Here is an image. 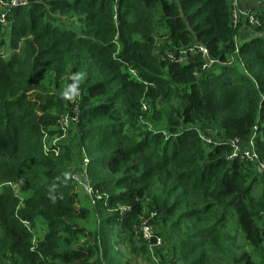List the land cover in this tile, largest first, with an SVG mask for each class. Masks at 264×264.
Masks as SVG:
<instances>
[{"label":"trees","instance_id":"1","mask_svg":"<svg viewBox=\"0 0 264 264\" xmlns=\"http://www.w3.org/2000/svg\"><path fill=\"white\" fill-rule=\"evenodd\" d=\"M26 1L0 23V264H124L118 229L155 264L137 233L144 216L160 264H264V0H245L261 25L243 41L231 0ZM200 48L220 63L203 70ZM183 51L186 64L167 57ZM68 80L96 210L79 200L69 146L44 148L74 107L56 90ZM210 134L254 137L259 162L229 160L226 143L202 141Z\"/></svg>","mask_w":264,"mask_h":264},{"label":"built area","instance_id":"2","mask_svg":"<svg viewBox=\"0 0 264 264\" xmlns=\"http://www.w3.org/2000/svg\"><path fill=\"white\" fill-rule=\"evenodd\" d=\"M242 0H231L232 5V23L234 28L239 27L242 23L245 25L251 26L253 29L259 27L261 25V21L258 18L257 14L251 10H245L242 8ZM26 0H10V1H2L0 0V5L3 8L2 13H0V23L3 27H7V21H6V14L5 10H9L11 8H14L19 5H26ZM117 20V18H115ZM205 60L206 63L203 65L202 69H212L216 66V64H219L220 61L214 60L211 58L209 52L205 48H200L199 50ZM187 52H182V57L179 59H175L174 54L168 53L167 57L168 59L177 60L181 64H186L187 58L183 57L185 56ZM131 74L133 77L139 81L144 83L146 86L153 87V84L143 80L138 72L134 69H130ZM74 88V95L77 93L75 92ZM78 95V94H77ZM77 96L70 101V103H74V107L71 109L70 113L63 114L59 120L58 127H56L58 132H61L62 134L57 135L55 137L46 136L45 138V151L50 152L51 148L54 147V153L56 156L59 155L60 151V143H57V140L55 141V144H51L49 141L58 137L64 138L68 130H77L78 126L80 125V119H81V111L78 102H76ZM143 111H147V106H143ZM202 141L208 145L214 147L215 145L224 144L231 147L233 150V154L228 157L229 160H234L236 158H239L243 161H249L250 163H257L259 162V156L256 151V144L255 139L252 137L247 143H243L240 139H229L228 141H216L214 137L210 135H202L201 136ZM244 144L247 146V148H244ZM82 156L80 157L79 161V167L77 168L76 172H73L70 174V178L73 182L76 183V185L85 191V195L88 197V202L91 205V208L96 209L98 206V202L102 200V194L100 191L96 190L90 182V176H89V165H90V158L88 157L85 150L82 152ZM259 170L261 172H264V164L260 163ZM118 211H121V213L128 212L131 207L130 206H118ZM25 227L31 232L32 226L29 221H24ZM137 233L138 235L149 244L151 252H153L155 247H159L162 245V239L160 236H158L155 233L154 228L150 224V220L145 217H141L138 227H137ZM40 243V238H37V235L34 237V246H38Z\"/></svg>","mask_w":264,"mask_h":264},{"label":"rangeland","instance_id":"3","mask_svg":"<svg viewBox=\"0 0 264 264\" xmlns=\"http://www.w3.org/2000/svg\"><path fill=\"white\" fill-rule=\"evenodd\" d=\"M252 29L253 28L251 26L244 24V27L242 28L241 31L244 30V32H247V31H251ZM7 30H9V28ZM76 79L79 80L78 78H76ZM56 90H57L58 95L61 94L62 98L65 101L70 102L71 100H73L77 96V94L74 95V92H73L74 88H73V86L69 80L64 82L62 87L59 89H56ZM79 135H80L79 132H76L75 130H68V132L66 133L64 138L58 137V138H55V139H52L49 141L51 144H55V141L57 140V143L69 146V148L72 150V153H73V155H72V158L74 159L73 170L78 167L79 159L81 156V152L79 154V151H80V149H79V145H80ZM76 160H78V163H76ZM73 183L76 186L77 192H80L79 200L82 202V199H83L85 201V204H87V206L90 208L91 205L88 202V197L86 196V198L84 199V194L82 193V195H81L80 188L76 185L75 182H73ZM19 186L20 185L18 184V187L16 185L15 188H19ZM144 217H146V216H144ZM98 226H99L98 218L97 217L92 218L91 221H89L85 226L86 233L95 232L96 229L98 228ZM38 227H39V229L36 230V235H37V238L39 239L41 236L43 237L44 230H47V229H46V227H43L42 224L41 225L39 224ZM229 233H233V230H230ZM83 237H86V235L84 234L82 236V238ZM240 237H242V235ZM118 239L123 241V243L121 244V250H122L121 253H122V260H123L124 264H149L145 258H143L142 256H140L134 252L132 245L139 246V241H137V239H135L133 242H130V240L127 241V235H125L121 231V229H118ZM86 240L87 239L83 238L82 242H85ZM162 244H163V242H162ZM161 247H162V245L159 247H155L153 252H151V259L154 258L158 264H160L159 263L160 260L159 259L157 260L156 256L160 252ZM157 249H160V250H158V252L156 254ZM247 251H249V249H247ZM254 257H255L256 261L258 262V264H262L261 259L259 257H256V256H254ZM156 262H154V263L157 264Z\"/></svg>","mask_w":264,"mask_h":264},{"label":"crops","instance_id":"4","mask_svg":"<svg viewBox=\"0 0 264 264\" xmlns=\"http://www.w3.org/2000/svg\"><path fill=\"white\" fill-rule=\"evenodd\" d=\"M255 4H253L252 2H248V1H243L242 2V8L243 9H245V10H252V9H255ZM8 27V26H7ZM244 31V30H243ZM251 35V31H248V32H243V34H242V32H241V35L239 36V39H238V41H241V39H240V37L242 38V40L245 38V37H249ZM245 40V39H244ZM248 142V141H247ZM247 142H245V143H247ZM62 145V144H61ZM244 148H247V146L244 144ZM60 150H61V148H60ZM83 150H85L84 148L82 149V152H83ZM86 152V151H85ZM83 154V153H82ZM82 154H81V156H82ZM80 156V157H81ZM79 161H80V159H79ZM78 167H79V165H78ZM81 190V195H82V193L84 194V199L86 198V195H85V191L83 190V189H80ZM79 194H80V192H78ZM81 204H82V206H85V207H88L87 206V204H85V201L82 199V202H81ZM93 209V208H92ZM94 210V209H93ZM96 210V209H95Z\"/></svg>","mask_w":264,"mask_h":264}]
</instances>
